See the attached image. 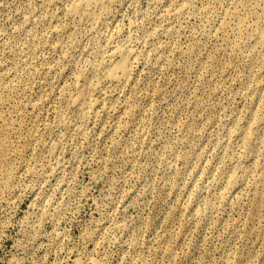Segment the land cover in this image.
Returning <instances> with one entry per match:
<instances>
[{
	"label": "rangeland",
	"instance_id": "1",
	"mask_svg": "<svg viewBox=\"0 0 264 264\" xmlns=\"http://www.w3.org/2000/svg\"><path fill=\"white\" fill-rule=\"evenodd\" d=\"M69 4L0 0V264H264V0ZM109 37L130 82L75 116L59 90Z\"/></svg>",
	"mask_w": 264,
	"mask_h": 264
},
{
	"label": "bare ground",
	"instance_id": "2",
	"mask_svg": "<svg viewBox=\"0 0 264 264\" xmlns=\"http://www.w3.org/2000/svg\"><path fill=\"white\" fill-rule=\"evenodd\" d=\"M113 2H115V0H70L67 13L72 19L87 16L90 21L95 23L106 12L107 7ZM189 10L190 5L183 3L178 10L171 14L179 17L187 13ZM59 30V27L56 25L51 32L57 33ZM108 40V50L105 49L106 47L104 48L103 45L99 44L87 51L86 58L83 60L75 74L73 85L68 86L65 84L59 90L60 96H63L68 104L67 106H69L71 111L75 113V116L78 115L83 118L88 115L92 116L91 113L98 112L99 114V109L101 108L112 111L114 107L111 109V103L116 97V90L123 88L124 86L126 87L130 82L133 65L139 55L135 53L136 51L133 50V48L128 47L127 43H125L127 41H124L123 43H114L112 37L111 39L109 37ZM52 68L54 69L53 66H50V69ZM109 86L111 88H108ZM262 86H264V77L259 84V87ZM94 91L96 92V96H93L94 94H92ZM39 105L40 102L36 103L35 107H38ZM262 105L264 106V101L262 102ZM257 123L263 124L261 120H258ZM230 134H234V132L231 130ZM235 135L241 140L252 141V137L246 129L236 130ZM0 142H3V140H0ZM51 143L52 145L54 144L53 142ZM56 147L54 148L56 149ZM52 149L49 150V152L52 151ZM54 152L55 154L58 153L56 151ZM250 153H252L251 150ZM54 159L55 158L53 157V160ZM235 166L236 163L233 162L228 171L229 174L223 181L228 186L236 185L240 179L238 170ZM261 180H264V177H262ZM77 264L82 263L79 262Z\"/></svg>",
	"mask_w": 264,
	"mask_h": 264
}]
</instances>
